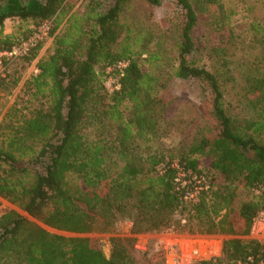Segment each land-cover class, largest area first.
<instances>
[{
	"label": "trees",
	"instance_id": "1",
	"mask_svg": "<svg viewBox=\"0 0 264 264\" xmlns=\"http://www.w3.org/2000/svg\"><path fill=\"white\" fill-rule=\"evenodd\" d=\"M163 1L85 0L78 12L68 0H0V52L48 21L53 38L48 54L40 56L38 41L5 61L0 95L24 80L10 69L17 58L36 62V72L0 120V196L73 233L111 231L127 217L134 234L230 235L220 255L195 264H264V243L242 237L264 212V56L239 79L235 9L224 0H175L181 15L157 27L152 9ZM239 6L264 21V0ZM8 19L18 20L10 33ZM176 78L200 82L209 108L175 110L163 93ZM25 98L45 103L27 115ZM90 126L113 138L91 139ZM113 155L122 163L114 177L106 166ZM111 244L107 257L95 238L52 233L13 210L0 216V264H155L135 238Z\"/></svg>",
	"mask_w": 264,
	"mask_h": 264
},
{
	"label": "rangeland",
	"instance_id": "2",
	"mask_svg": "<svg viewBox=\"0 0 264 264\" xmlns=\"http://www.w3.org/2000/svg\"><path fill=\"white\" fill-rule=\"evenodd\" d=\"M224 1L236 11L232 17V25L236 34L233 58L235 59L236 65L242 63L241 70L237 72V77L240 79L242 75H246L250 71V65L253 62L257 60L260 61L264 56V21L258 18L255 19L247 14L242 6H239L240 1L242 0ZM84 2L85 0H68L67 7L72 8V11L80 12L83 10ZM179 14L181 15V9L175 0H164L159 7H154L152 9L151 23L157 27H164L169 19ZM205 20L204 17L201 18L202 29H206L204 25ZM17 22V19H8L5 24L6 32L10 33ZM257 23H263L262 27L258 28ZM51 28L52 22L48 21L41 25L33 35L35 36L34 40L36 43H38V41L45 42L40 56L50 52L53 38L50 37L48 33ZM22 54H24V52L9 57L15 58ZM35 65L36 62L27 63L17 58L15 62L11 64L10 69L17 70L18 74L25 80L32 73L36 72ZM108 72L111 73L112 71L108 70ZM23 81L13 95H0V120L9 106L15 102L17 97L19 100L24 98V96H22L23 94L20 93ZM105 85L109 91H113L118 87L117 77L114 74H109L105 80ZM203 87L204 86L198 81L176 78L164 91L163 96L176 100L177 105L175 110L186 111L188 109L186 104H193V106L204 110L208 109L210 106V93L207 89H203ZM231 95L232 94H229V96ZM44 103V100L41 102L25 98L24 104L28 109H26L24 113L30 115L35 108L42 106ZM258 114L259 113H256L254 110L248 111L249 116H257ZM105 131L101 129L96 130V128L90 126L86 132L91 139L102 138L110 141L113 138V135H111L113 133ZM165 141L171 145H177L179 139H165ZM121 165V161L115 155L109 157L106 164L109 173L113 175V177L117 175ZM241 199H238L236 205L241 202ZM11 210L24 215L29 220L37 223L52 233L62 234L67 237L88 236L95 238L107 257L111 254V239L113 237L135 238V249L139 252H147L148 257L152 258L155 264H195L196 261L218 256L221 254L223 241L226 238L231 237L230 235L222 234H199L197 232H188L187 230L181 231L179 228H173L162 232L134 234L132 232V221L127 217L118 220L112 227L111 231L86 234L73 233L58 230L44 224L40 220L29 215L18 203L0 196V216ZM235 217H237V215ZM182 223H186V221L183 220ZM194 225L195 224H189L188 227L194 228ZM242 237L257 239L264 243V212H261L258 215L250 233L248 235H242ZM138 243H141V249L136 247V244ZM156 253L157 255L153 256V254ZM188 256H190V258ZM187 259H190V261L186 262Z\"/></svg>",
	"mask_w": 264,
	"mask_h": 264
},
{
	"label": "built area",
	"instance_id": "3",
	"mask_svg": "<svg viewBox=\"0 0 264 264\" xmlns=\"http://www.w3.org/2000/svg\"><path fill=\"white\" fill-rule=\"evenodd\" d=\"M35 36H32L29 40L25 41L18 47H14L11 51H2L0 52V77L5 74V61L9 56H14V54L26 52L29 47L34 46L36 44L34 40ZM119 66H125V63H120ZM138 249H141V243L136 244ZM190 258V256H188ZM190 259H187L186 262H189Z\"/></svg>",
	"mask_w": 264,
	"mask_h": 264
}]
</instances>
